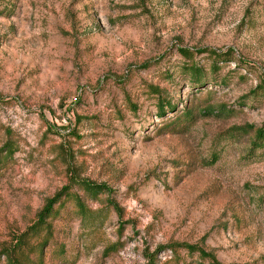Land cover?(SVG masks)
<instances>
[{
	"label": "rangeland",
	"instance_id": "1",
	"mask_svg": "<svg viewBox=\"0 0 264 264\" xmlns=\"http://www.w3.org/2000/svg\"><path fill=\"white\" fill-rule=\"evenodd\" d=\"M257 128L264 0H0V149H11L0 153V254L210 263L169 247L188 243L221 264H264ZM79 181L107 189L94 197Z\"/></svg>",
	"mask_w": 264,
	"mask_h": 264
},
{
	"label": "trees",
	"instance_id": "2",
	"mask_svg": "<svg viewBox=\"0 0 264 264\" xmlns=\"http://www.w3.org/2000/svg\"><path fill=\"white\" fill-rule=\"evenodd\" d=\"M197 51L198 52H205V51L210 52L209 54L211 56L215 57L216 60L222 58V56H224V54L226 53V52L221 53L218 50H214V49L211 50L208 48L199 49ZM178 52L183 57H189L193 53L188 48H178ZM186 70L189 71V73H190L189 77H190V80L192 82H194V83H200L201 82V78L203 77V73H202L201 68H198L195 64H190L186 67ZM155 91H157V93L160 92V91H158V89H156ZM163 105H164V102L159 103V109L162 110L164 108ZM263 139H264V129L263 128L255 129V137H254V141H253L254 146L260 145L262 143ZM1 152H4L5 154H7V152L11 153V149L9 148L8 144H5L0 149V153ZM0 161H1V157H0ZM79 183L86 193H88L89 195L94 196V197H96L99 193L106 191V189H107L106 185L101 184V183L97 184V183L88 182V181H79ZM68 192H69V188L66 186L63 188V190H61L55 196L49 198L46 201V203L44 204L43 208L37 213V220H36V222H34V224H32L29 227V230L30 231H36L38 229H44V227L46 225L45 224L46 219L52 213L54 205L59 202V200L61 199L62 196H65L66 194H68ZM77 205L81 211L84 210V205L81 203L80 200H78ZM115 209H117V208L115 207ZM24 235H27V233ZM175 246L184 247L185 249H187L188 252L197 251L199 256H201L202 258H208L210 260L209 264H221V262L217 260V258L215 257V255L212 252L206 251L204 248H202L201 246H198L196 244L180 243V244L171 245L169 247L172 248ZM165 247L166 246H159L157 248V251L164 249ZM2 253L0 254V260L2 257H4L9 264H24L19 258H11L9 256V254L5 255L4 252H2ZM150 256L151 255L146 256L149 259V261H148L149 264H155L153 257H150Z\"/></svg>",
	"mask_w": 264,
	"mask_h": 264
}]
</instances>
